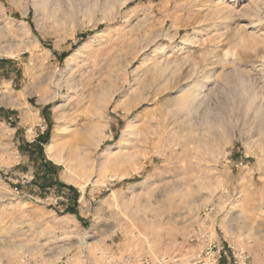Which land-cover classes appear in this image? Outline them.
<instances>
[{"label": "rangeland", "instance_id": "obj_1", "mask_svg": "<svg viewBox=\"0 0 264 264\" xmlns=\"http://www.w3.org/2000/svg\"><path fill=\"white\" fill-rule=\"evenodd\" d=\"M0 60V264H264V0H0Z\"/></svg>", "mask_w": 264, "mask_h": 264}, {"label": "built area", "instance_id": "obj_2", "mask_svg": "<svg viewBox=\"0 0 264 264\" xmlns=\"http://www.w3.org/2000/svg\"><path fill=\"white\" fill-rule=\"evenodd\" d=\"M205 240L210 243V249L207 251V256L203 259H186L177 255H163L159 257L141 255L135 264H219V259L222 257V248L216 245L214 240L208 238V236L205 237ZM211 243L214 244L213 248H215V251H213L214 249L211 247ZM223 254L227 255V251H224ZM241 259L246 264L248 256H242Z\"/></svg>", "mask_w": 264, "mask_h": 264}, {"label": "bare ground", "instance_id": "obj_3", "mask_svg": "<svg viewBox=\"0 0 264 264\" xmlns=\"http://www.w3.org/2000/svg\"><path fill=\"white\" fill-rule=\"evenodd\" d=\"M54 141V140H53ZM57 141V140H56ZM53 143L54 142H50L49 143V145H48V147H49V149H50V154L49 155H51V146L53 145ZM53 147H54V145H53ZM56 147V146H55ZM53 150V149H52ZM55 151V150H54ZM48 152V151H47ZM53 156V155H52ZM53 158V157H52ZM59 158V157H58ZM58 158H53V159H58ZM164 254H161V255H157V256H152V257H159V256H163ZM149 256H151V255H149ZM183 258H185V257H183ZM186 259H189V258H186Z\"/></svg>", "mask_w": 264, "mask_h": 264}, {"label": "trees", "instance_id": "obj_4", "mask_svg": "<svg viewBox=\"0 0 264 264\" xmlns=\"http://www.w3.org/2000/svg\"><path fill=\"white\" fill-rule=\"evenodd\" d=\"M0 61L6 62V61H8V60H0Z\"/></svg>", "mask_w": 264, "mask_h": 264}]
</instances>
